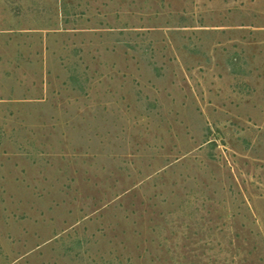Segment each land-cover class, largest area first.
I'll use <instances>...</instances> for the list:
<instances>
[{
    "label": "rangeland",
    "instance_id": "374dc122",
    "mask_svg": "<svg viewBox=\"0 0 264 264\" xmlns=\"http://www.w3.org/2000/svg\"><path fill=\"white\" fill-rule=\"evenodd\" d=\"M0 264H264V0H0Z\"/></svg>",
    "mask_w": 264,
    "mask_h": 264
}]
</instances>
